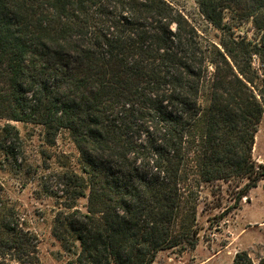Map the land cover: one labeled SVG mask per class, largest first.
I'll use <instances>...</instances> for the list:
<instances>
[{"label":"trees","instance_id":"16d2710c","mask_svg":"<svg viewBox=\"0 0 264 264\" xmlns=\"http://www.w3.org/2000/svg\"><path fill=\"white\" fill-rule=\"evenodd\" d=\"M195 1L206 28L168 0H0L4 160L20 166L12 122L45 127L51 144L68 130L80 153L81 174L44 188L60 205L67 264H153L194 248L205 185L238 182L243 199L264 180L253 158L264 0ZM228 10L252 21L253 38L225 22ZM38 245L0 181V264H38ZM233 264L264 257L239 252Z\"/></svg>","mask_w":264,"mask_h":264},{"label":"rangeland","instance_id":"374dc122","mask_svg":"<svg viewBox=\"0 0 264 264\" xmlns=\"http://www.w3.org/2000/svg\"><path fill=\"white\" fill-rule=\"evenodd\" d=\"M181 9L197 26L207 23L195 0H168ZM234 15V14H233ZM237 35L255 36L252 21L231 19ZM212 37L220 35L209 30ZM258 66V62H255ZM7 123L0 119V126ZM20 131L16 144L18 167L6 162L0 151V181L7 197L17 207L31 231L39 240L38 264H67L75 256L67 252L54 236V220L60 205L44 188H61L64 174H81L80 153L68 130H61L51 144L46 128L32 123L12 122ZM253 158L264 164V116L256 135ZM238 182L205 185L200 193L198 228L200 240L196 247H178L159 252L153 264H233L236 254L247 252L253 258L264 257V180L248 197L239 199ZM85 203L80 201V206ZM76 248L72 251L75 252Z\"/></svg>","mask_w":264,"mask_h":264}]
</instances>
